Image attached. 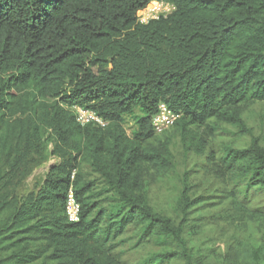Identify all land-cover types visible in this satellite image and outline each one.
<instances>
[{
    "label": "trees",
    "instance_id": "1",
    "mask_svg": "<svg viewBox=\"0 0 264 264\" xmlns=\"http://www.w3.org/2000/svg\"><path fill=\"white\" fill-rule=\"evenodd\" d=\"M153 1L0 0V264H127L114 250L131 225L141 241L174 247L141 264H212L188 245L208 220L196 213L209 196L191 199L184 183L177 223L147 199L151 171L174 167L152 126L161 104L180 116L172 128L187 151L203 154L222 125L251 137L244 149L209 148L207 172L222 184L209 220L235 230L221 264H264V147L241 116L264 103V0H164L174 12L141 24ZM74 108L107 127L81 126ZM50 157L60 163L23 191ZM82 163L101 180L98 195Z\"/></svg>",
    "mask_w": 264,
    "mask_h": 264
},
{
    "label": "rangeland",
    "instance_id": "2",
    "mask_svg": "<svg viewBox=\"0 0 264 264\" xmlns=\"http://www.w3.org/2000/svg\"><path fill=\"white\" fill-rule=\"evenodd\" d=\"M152 5L148 6L145 10L138 14V18L145 19L150 13ZM163 15H171L174 12L173 8L163 9ZM149 23V20H148ZM147 23V24H148ZM21 106L20 111L27 110L30 105L27 93L21 94L20 97ZM72 112L75 115V110ZM242 119L245 121L247 127L251 129L252 135L258 137L261 140V144L264 147V103H255L243 108ZM15 119H19L23 123H26L25 116L18 114ZM13 119V120H15ZM27 127L33 125L27 122ZM125 129L130 134L134 130L132 119L127 118L125 123ZM204 129L199 131L198 137L204 136L202 134ZM48 132L45 133V137H48ZM161 142L168 141L170 149L173 154L174 167L166 173H160L156 170L151 171V175L146 178L145 189L147 193V199L149 205L157 213H161L171 218L174 223L178 222L179 215V198L182 193L183 184L188 185V195L191 199L197 196L206 195L209 196L206 200L207 205L199 207L197 209L198 217L204 216L206 219L204 223H201L202 228L199 233L189 235L188 245L194 249L199 250V254L206 256L212 264L224 263L223 258L226 253V245L231 243L235 230L224 222H220L218 225H214L209 218L216 212L221 210L218 205V198L214 197L222 190V184L216 178H214L208 170L207 152L209 148L214 147V151L220 152L226 147H233L238 149H244L248 146L251 137L244 134H239L236 129L229 125H222L221 131L219 130L215 138H208L209 145L203 154H196L194 151H187L184 148L181 135L177 130L171 128L164 134L160 135ZM168 139V140H166ZM159 141L155 142V145H159ZM51 143L48 144V150H52ZM37 157H35V160ZM60 160L56 157H50L46 163L38 166L32 176L25 181V187L23 191H29L40 185L49 172L52 166L59 164ZM80 172L87 183L95 182L96 190L94 195H98L102 188L101 180L93 174L87 163H82ZM103 198L100 202H105ZM211 202H215V205H211ZM197 207V206H196ZM195 207V208H196ZM142 227L131 225L128 228V232L124 234L120 239H117L115 243L114 253L119 255L121 260L127 264H141L142 260L149 257L152 253L164 251L170 247L169 245H163L155 237H151L148 240L141 241ZM124 239V240H122ZM173 264H180L179 262H173Z\"/></svg>",
    "mask_w": 264,
    "mask_h": 264
},
{
    "label": "built area",
    "instance_id": "3",
    "mask_svg": "<svg viewBox=\"0 0 264 264\" xmlns=\"http://www.w3.org/2000/svg\"><path fill=\"white\" fill-rule=\"evenodd\" d=\"M149 5L150 6L152 5L150 13L148 14L147 17H144L145 19H142L140 17L139 22L141 24H147L148 20L150 22L154 20H159L161 17L166 18L167 15L162 14L163 9L166 8L174 9L173 5H171L170 3L164 0L154 1ZM74 110H75L76 120L78 124H80L81 126L93 125L99 128H105L108 125L107 122H105L101 117H99L93 111L85 110L82 108H74ZM179 118L180 116L176 114L173 110H171L166 104H161L159 106L158 113L154 116L152 121V126L155 133L157 135H162L163 133L171 129L179 120ZM80 212H81V206L77 202L73 190L71 189L66 203V213L69 221L74 223L78 222L80 219Z\"/></svg>",
    "mask_w": 264,
    "mask_h": 264
},
{
    "label": "clouds",
    "instance_id": "4",
    "mask_svg": "<svg viewBox=\"0 0 264 264\" xmlns=\"http://www.w3.org/2000/svg\"><path fill=\"white\" fill-rule=\"evenodd\" d=\"M154 2V1H153ZM146 9V8H145ZM143 11V10H142ZM141 12V11H140ZM151 22V21H150ZM144 25H146V24H144ZM170 130V129H169ZM164 134V133H163Z\"/></svg>",
    "mask_w": 264,
    "mask_h": 264
}]
</instances>
